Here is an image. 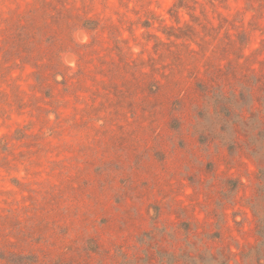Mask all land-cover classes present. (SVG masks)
<instances>
[{
    "label": "rangeland",
    "instance_id": "374dc122",
    "mask_svg": "<svg viewBox=\"0 0 264 264\" xmlns=\"http://www.w3.org/2000/svg\"><path fill=\"white\" fill-rule=\"evenodd\" d=\"M0 264H264V0H0Z\"/></svg>",
    "mask_w": 264,
    "mask_h": 264
}]
</instances>
